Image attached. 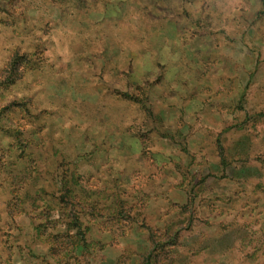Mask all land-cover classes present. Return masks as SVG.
Here are the masks:
<instances>
[{
	"label": "rangeland",
	"instance_id": "obj_1",
	"mask_svg": "<svg viewBox=\"0 0 264 264\" xmlns=\"http://www.w3.org/2000/svg\"><path fill=\"white\" fill-rule=\"evenodd\" d=\"M0 264H264V0H0Z\"/></svg>",
	"mask_w": 264,
	"mask_h": 264
},
{
	"label": "trees",
	"instance_id": "obj_2",
	"mask_svg": "<svg viewBox=\"0 0 264 264\" xmlns=\"http://www.w3.org/2000/svg\"><path fill=\"white\" fill-rule=\"evenodd\" d=\"M80 204L76 201H68L66 203V208H64L63 213L60 215V218L56 221H52L49 215H43L44 217V224L37 227L39 237H44L47 235L48 230L54 231L58 228L60 224H65L67 230L70 231H77L76 233L79 235H84L90 231L89 223L85 219V215L79 211L81 209ZM50 237H53L50 235ZM74 238V237H73ZM71 238L69 244L72 247L77 248L81 243L87 245L88 242L85 240L84 237L78 238ZM55 239H53L54 241ZM56 241V240H55Z\"/></svg>",
	"mask_w": 264,
	"mask_h": 264
}]
</instances>
